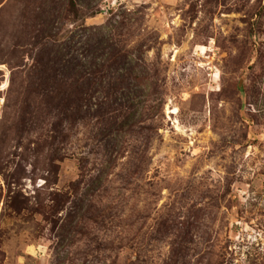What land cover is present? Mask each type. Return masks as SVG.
I'll use <instances>...</instances> for the list:
<instances>
[{
    "label": "rangeland",
    "instance_id": "rangeland-1",
    "mask_svg": "<svg viewBox=\"0 0 264 264\" xmlns=\"http://www.w3.org/2000/svg\"><path fill=\"white\" fill-rule=\"evenodd\" d=\"M48 29L127 55L128 133L35 96ZM0 264H264V0H0Z\"/></svg>",
    "mask_w": 264,
    "mask_h": 264
},
{
    "label": "trees",
    "instance_id": "trees-1",
    "mask_svg": "<svg viewBox=\"0 0 264 264\" xmlns=\"http://www.w3.org/2000/svg\"><path fill=\"white\" fill-rule=\"evenodd\" d=\"M66 1L70 6L75 1L78 2ZM58 7L54 4L51 8L57 11ZM73 8H70L72 12ZM54 35L51 29L44 35L49 38L47 43L50 41L51 44L45 54L37 59L41 69L34 82L40 90H33L35 96L42 98L48 106L55 109V115L61 117L60 126L65 120L86 121L95 118L99 124L109 125V130L113 133H128L134 122H137L133 120L131 112L135 105L118 102L117 98L125 93L123 90L130 88L129 79L139 85L142 78L136 71L127 73L125 70L118 74L111 71L118 70V61L125 64L127 55L121 50L111 54L107 47L99 50L100 46L98 50L88 48L81 53L77 50L70 53L67 51L72 47L69 41L59 44L53 38ZM98 95L102 97V102L97 103V109L93 110V99ZM100 178L99 176V181Z\"/></svg>",
    "mask_w": 264,
    "mask_h": 264
}]
</instances>
